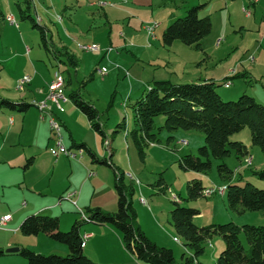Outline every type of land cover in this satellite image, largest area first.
<instances>
[{"label": "rangeland", "instance_id": "rangeland-1", "mask_svg": "<svg viewBox=\"0 0 264 264\" xmlns=\"http://www.w3.org/2000/svg\"><path fill=\"white\" fill-rule=\"evenodd\" d=\"M251 1L258 3L260 0ZM0 2L7 18L0 21V95L15 102L30 99V95L37 93V89L48 90L50 81L54 80L58 73L59 77L65 80V86L66 80L70 82L65 88L67 96L77 91L85 101L95 106L100 112V121L106 137L91 128L87 117L69 99L65 104L62 103L65 112L60 113L61 117L67 118V127H63L57 120L61 125L63 144L66 148H72L73 141L78 145L84 144L103 161L106 145L112 142L116 150L112 163L124 174L125 186L132 187L137 223L149 239L158 246L173 250L177 262L181 261L183 254L192 256L191 249L184 246L183 240L177 236L171 224V211L175 207L176 199L182 206L200 211L193 219L194 224L200 228L228 223L239 226H264L263 213L239 214L229 207L227 192L224 195L219 192L228 185L219 176L220 161L211 157L212 167L207 174L180 168L179 159L182 156L191 154L199 157V148L206 144L204 133L181 129L169 132L164 128L166 118L160 116L155 119L154 133L157 134V141L144 146V155L129 134L135 128L131 105L147 90L146 85L155 77L160 80L171 78L173 82L180 84H186L184 81L188 78L199 80L220 77L221 79L217 80H223L224 74H228L226 71H230L231 66L235 67L237 62L243 63L242 72L252 70L253 67L261 70V73L257 72V83L248 87L246 82H240L236 78L233 88L226 90L222 86L218 87L217 91L225 101H237L245 94V91L238 92L243 87V90H248L246 94L264 106V0L255 8L249 5L250 0H30V9L24 0ZM104 3L107 5L104 6ZM200 5V16L210 15L212 20V31L201 42V46L189 48L180 41L175 42L173 49L163 46L164 30L176 19L184 17L189 8ZM20 9L25 10V14L32 16L36 24L44 28L45 39L54 52L62 53L68 50L77 57L78 69H70L46 51L42 29L35 26L33 20L22 18L24 16ZM10 15L18 25L10 23ZM173 15L176 17L173 18ZM242 24L247 32H242L244 35L236 34L235 31H239ZM148 28L153 29L152 35L148 33ZM155 31L160 36L159 41ZM83 44L98 45L100 50H83ZM178 45L183 48H178ZM236 48L240 50L237 52ZM248 50L250 58L255 59L254 63L244 61L242 51ZM21 52L26 56L30 55L27 57L39 67L36 82L22 89L29 87L26 94L16 89L23 79L22 76L30 74L26 70L25 60L18 56L12 62L5 61L7 56ZM1 53L5 54L2 56ZM62 54L60 59H65ZM193 54L198 55L200 59L197 60ZM194 60L196 65L193 64ZM103 67L107 69L105 74L101 73ZM241 74L243 73L240 72ZM234 93L237 94L232 96ZM35 106L38 107V104ZM38 108L33 107L32 110L37 111L40 119L42 116L43 119L37 120L36 116L28 118L21 143L11 149L7 148L19 156L27 153L28 158L35 157L37 163L25 170L27 157L21 165L16 161L8 163L0 159V181H4V188H0V212L16 216L19 210L21 216H24L19 224L21 225L25 218L37 214L29 213L33 208L40 209L52 202L53 199L48 196L49 190L45 189L48 193L41 190L42 186L50 182L54 189L61 188L63 193L67 188L65 186L72 181L78 187L73 188L72 192H65L63 210L40 212L42 215L59 217L60 230L68 232L74 222L84 220L88 208L92 209L101 204L105 210H109L112 201L118 200L116 176L113 168L93 162L86 150L75 148L70 153L76 154L77 157L60 153L66 158V163L53 170L56 160L53 151L59 152L57 150L60 139L51 129L54 116L51 112L43 113ZM55 109L58 110L56 106ZM2 113L0 112V116ZM5 113L10 114L6 110ZM17 115L21 118L24 116ZM6 121L9 125L8 118ZM121 123L125 124V129H118L117 125ZM18 128L21 129V126L17 125V129L11 132V139H15L19 134ZM230 139L240 140L249 151L248 157L241 161L237 159L235 152L224 160L234 171L232 182L241 187L249 182L259 189H264V180L253 174L254 171L264 169V155L260 147L252 143L250 127L247 126ZM2 141L4 135L3 139L0 137V142ZM46 143L54 149L51 150L52 153L48 146H44ZM42 146L44 152L39 149ZM45 153L48 155L47 160L38 155ZM69 161L72 164H69ZM248 163L252 165L248 166ZM194 179L200 180L206 189H215L217 192L210 197L203 193L202 197L188 199L187 183ZM85 182H88L86 186ZM82 192L83 199L80 200ZM71 193H75L76 197L69 199ZM72 200H77V203ZM12 225L0 229V243L19 242L22 247L45 256L69 255L66 245L55 242L46 234L25 236L21 231L16 234L10 231ZM93 225L96 226L93 223L84 224L81 229L85 231ZM122 239L123 237L119 242L116 237L105 235L104 239L87 240L88 247L84 252L86 255L91 254L97 264H132L130 259L134 257L127 252ZM241 240L248 249L244 234L241 235ZM205 247L206 252L198 261L200 264H213L225 249V242L221 236H216L206 243ZM8 249L11 248L5 250Z\"/></svg>", "mask_w": 264, "mask_h": 264}, {"label": "trees", "instance_id": "trees-1", "mask_svg": "<svg viewBox=\"0 0 264 264\" xmlns=\"http://www.w3.org/2000/svg\"><path fill=\"white\" fill-rule=\"evenodd\" d=\"M31 8L30 0H24ZM202 6L192 7L186 11L184 17L176 19L164 31L162 43L165 47H171L176 41L189 47H200L201 42L212 31L210 15L200 16ZM24 19L35 22L25 10L20 9ZM5 19L1 9L0 21ZM40 26L36 24L35 26ZM44 48L52 53L57 60L69 68L76 69L79 65L77 57L66 50L54 52L49 47L44 28H42ZM61 54L65 61L61 60ZM57 55V56H56ZM59 67V65H57ZM69 85V81L67 82ZM218 85L213 80H203L195 83L180 84L170 80H153L151 85L131 106L134 112L135 128L129 132L134 143L144 155V146L154 144L157 141L155 119L164 116V128L169 132L177 130L199 131L205 134L206 144L199 148V157L188 154L179 159L180 168L184 171H194L207 174L212 167L211 157L220 161L218 173L222 180L226 181L227 200L229 207L239 214L245 212H261L264 214V189H259L247 183L241 187L234 184V171L224 162L235 152L239 161L248 157V148L241 141H232L234 134L242 132L247 126L251 129L252 143L260 147L264 155V106L248 94H243L237 101H225L218 93ZM74 105L87 117L91 128L105 136L104 127L100 121V112L91 103L85 101L81 94L73 91L69 95ZM27 102H15L0 95V112L16 111L25 113L31 107ZM118 129H125V124L117 125ZM162 129V128H160ZM173 138V137H170ZM85 149L93 159V162L113 168L118 192V209L116 212H105L99 207L88 208L87 220L76 221L68 232L60 230L59 217H51L42 214L28 216L20 225V231L25 236H39L46 234L55 242L66 245L69 248L67 257L57 255H41L20 247V252L28 264H97L90 259L82 247L83 237L81 228L84 224L113 225L122 234L125 249L136 258L137 261L146 264H200L198 259L206 252V243L214 237L221 236L225 242V249L221 252L217 262L213 264H264V226L243 225L234 223L213 224L206 227H197L194 217L200 211L182 206L174 201L175 207L171 211V224L176 234L183 240L184 246L192 251V256L183 254L181 261L177 262L171 249L158 246L153 242L137 223V212L133 207V190L124 184V174L115 168L111 159L100 161L86 145L79 149ZM29 164V160L26 166ZM248 166L251 164L248 163ZM253 174L264 180V169L254 171ZM130 190V192L128 191ZM188 199H197L203 196L206 188L200 180L194 179L187 183ZM244 234L248 249L241 240ZM11 255L0 251V256Z\"/></svg>", "mask_w": 264, "mask_h": 264}, {"label": "crops", "instance_id": "crops-1", "mask_svg": "<svg viewBox=\"0 0 264 264\" xmlns=\"http://www.w3.org/2000/svg\"><path fill=\"white\" fill-rule=\"evenodd\" d=\"M262 2H263V0H260L258 3H254V2H252L251 0H250V6H254V8L256 7V6H258V5H260V4H262ZM104 6H106L107 5V3H104L103 4ZM246 6V5H245ZM257 12V11H256ZM12 15H10V17H11ZM9 17V16H8ZM174 17H176V15H173V18ZM256 18V14H255V16H254V19ZM7 18H5V20H6ZM255 22H256V20H255ZM161 24V23H160ZM160 24H158V26H160ZM157 26V27H158ZM263 27V24H261V28ZM157 29V28H156ZM155 29V30H156ZM165 31V30H164ZM244 32H247V30H246V28H245V26L242 24V26H241V29H239V31H235V33L237 34V33H240V35H244L243 33ZM155 33H156V37H157V39H158V41H159V38H160V36L159 35H157V32L155 31ZM164 33V32H163ZM161 42V41H160ZM79 45H80V43H79ZM81 45H82V43H81ZM84 45V44H83ZM174 45H175V43L171 46V47H168L169 49H173L174 48ZM222 45V44H221ZM220 45V46H221ZM263 45H264V36H263V38H262V47H263ZM186 46V45H185ZM187 47H189V46H187ZM262 47H261V49H262ZM167 48V47H166ZM178 48H183V47H181V46H179L178 45ZM189 48H192V47H189ZM183 50H185V49H183ZM236 50H237V52L240 50L239 48H236ZM53 51V50H52ZM243 53H242V56L244 57V61H247V60H249L251 63H254V61H255V59H254V57H251L250 58V55L248 54V52H249V50L246 52V51H242ZM5 54V53H4ZM3 53H1V55L3 56L4 55ZM21 57V58H23L24 60H25V65H26V70H27V72L28 73H30V74H26V75H24V76H22V77H25V76H30L31 78H32V81H31V83H29L27 86H31V85H33L35 82H36V78H37V76H38V69H39V67L38 66H35L34 65V63H32L31 61H30V59L28 58L30 55H25V53L24 52H21V53H14V55L13 56H11V55H9V56H7L6 57V62L7 61H9V62H12L15 58H17V57ZM193 56H195L196 57V59L197 60H199L200 59V57L198 56V55H195V54H193ZM1 57V56H0ZM61 60H63V61H65V59H62L61 58ZM79 61V60H78ZM58 62H60L59 60H58ZM61 63V62H60ZM242 63V62H241ZM62 64H64V63H62ZM193 64H195L196 65V61L194 60V62H193ZM238 64H240V63H236V66L235 67H233V66H231L230 67V71H226V73H228L227 75L226 74H224L225 76H228V77H225V76H223V80H217V79H221L220 77H217V78H215V79H212V78H204V79H199V80H195L194 78H188V80L187 81H184V83H195V82H199V81H203V80H213L214 82H216L218 85H220L219 87H222L223 86V88H225L226 90L227 89H231V88H233L234 87V80L237 78V79H239V81L241 82V81H243V82H246L247 83V86L248 87H250V86H252L253 85V83H257V80H256V77H257V75L259 74V72L261 73V70L260 69H258L257 67H253L252 68V70H244V72H242L241 71V69H244V66L242 65V64H240V66H238ZM78 67H79V65H78ZM78 67L76 68V69H78ZM33 69H34V72H33ZM70 69H73V68H70ZM103 69H106L105 67H103ZM107 70V69H106ZM240 72L241 73H243V74H241L240 75ZM257 72H258V74H257ZM23 75V74H22ZM190 76V75H189ZM64 77V76H63ZM190 77H192V76H190ZM225 77V78H224ZM153 80H160V79H156V77L153 79ZM161 80H170V81H172L173 82V80H171V78H164V79H161ZM52 81L53 80H51L50 81V84L49 85H51V83H52ZM68 81L66 80V86H68V83H67ZM228 82H230V85L229 86H227L226 85V83H228ZM262 82H264V79L262 80ZM152 83V82H151ZM151 83H147L148 85H146V86H150L151 85ZM175 83H177V82H175ZM48 85V90L47 89H37L36 90V92L37 93H32L31 95H30V99H23V100H21L20 102H27V103H29L30 105H32L29 109H28V111H26L25 113H20V112H16V111H9L10 112V114L9 115H7L6 113H5V111H2L3 113H2V115L0 116V137H1V139H3V135H4V141H2V142H0L1 144H0V159L2 160V161H4V162H8V163H11L10 161H12V163H15V161H16V163H18V165H21L22 164V162L25 160V159H27L28 158V154L27 153H25V154H23L22 156H19V155H17V154H15V153H13V152H11V151H8L7 150V148H13V147H15L16 145H18V144H20L21 143V141H22V139H21V137H22V134H23V132H24V130H25V124H26V122H27V119L28 118H32V117H35L36 116V118H37V120H42L43 119V116L41 117L42 119H40V115L37 113V111L36 112H34L33 110H32V108L33 107H35V108H38L37 106H35L36 104H38V103H41V102H43V101H46L47 99H48V96H49V86ZM29 86V87H30ZM29 87L27 88H25L24 90H19V89H17L19 92H23V93H27V91H28V89H29ZM240 87H241V85H240ZM240 87H238V88H240ZM245 87V86H244ZM239 90V89H238ZM240 91H245V92H243V93H247V89L245 88L244 90H243V87H241L240 88V90L238 91V92H240ZM66 93V92H65ZM143 93H144V91L142 92V94H141V96L143 95ZM235 94H237V93H234V94H232V96L233 95H235ZM70 95V94H69ZM140 96V97H141ZM69 96H67V101L70 99V98H68ZM139 97V98H140ZM8 99V98H7ZM47 104L49 105V104H51L52 106H50L51 107V110H50V112H51V115H53L54 116V118H52V119H54V120H58L60 123H61V125L63 126V127H67L66 125H68V121L66 120L67 118H63V116L61 117V115H60V113H64V112H61V111H58V110H56L55 109V105L54 104H52L51 103V101H49V100H47ZM65 104V103H64ZM63 107V106H62ZM57 108V107H56ZM39 109V108H38ZM64 109V108H63ZM40 110V109H39ZM57 111L56 113L54 112V111ZM6 111H8V110H6ZM71 112H72V110H71ZM12 113V114H11ZM17 114H23L24 116L21 118V117H19ZM9 119V121H10V124L8 125V121H6V119ZM68 122V123H67ZM90 124V123H89ZM17 125H20L21 126V129H19L18 128V131H19V134L18 135H16L15 136V139H11L12 137H11V132L15 129H17ZM9 131H10V133H9ZM62 131V130H61ZM47 135H48V131H47ZM46 135V136H47ZM73 136L71 135V138H72ZM47 139V138H46ZM63 141H64V138H63V136H62V145L66 148V146L63 144ZM240 141V140H239ZM189 144V143H188ZM43 145V144H42ZM80 145H82V144H80ZM80 145H78L77 143H76V141H73V143H72V148H66L67 150H69V151H71V150H73V148H75V149H79V146ZM44 146H48V149H49V151L51 152V150L53 149L52 147H50V145H48V143H46ZM107 147H106V149H105V153H104V156H105V158L104 159H109L111 156H112V159H113V157L115 156V152H116V150L114 149V147H113V144H112V142H109V143H107V145H106ZM43 146H42V148H39L41 151H43ZM39 149H38V151H39ZM79 150H85L84 148L83 149H79ZM44 152V151H43ZM52 153V152H51ZM108 153H109V156L107 157V155H108ZM40 157H42L44 160H47L48 159V155L45 153V154H38ZM37 155V156H38ZM90 155V154H89ZM95 155H97V154H95ZM27 157V158H26ZM97 157V156H96ZM56 158V160H55V163L53 164V167H52V169L54 170V168L56 169V167L57 166H59L60 164H62V163H66V158L63 156V154H59L58 156H56L55 157ZM112 159H111V161H112ZM29 160V164L27 165V166H24V168H25V170L26 169H28V167H30L31 165H34V163L36 164L37 163V159H35V157H32V158H28L27 159V161ZM69 164H72L71 163V161H69ZM252 165V164H251ZM130 167H132V162H130ZM51 169V170H52ZM3 180L2 181H0V188H4V184H3ZM87 183L88 182H85L84 184H85V186L87 185ZM83 185V184H82ZM84 186V187H85ZM65 187H67L66 188V191L67 192H72L71 190L73 189V188H77L78 187V185L77 184H73L72 183V181L71 182H69V184H67V186H65ZM45 189H48L49 190V194H48V196L49 197H51L53 200H52V202L48 205V206H44V207H41L40 209H38V208H33V210H31L29 213H37V214H40V212H42V211H44V210H47V211H53V210H63L64 209V207H65V201H63V197L66 195V193L65 192H61V188L59 189V188H57V189H54L53 187H52V185H50V182H48L47 183V185L46 186H42L41 187V190H43V191H45ZM52 189H54V190H52ZM45 192H47V191H45ZM225 192H226V187H225ZM225 192H224V194H225ZM48 193V192H47ZM61 194H63V195H61ZM71 194H73V193H71ZM224 194H221V195H224ZM37 196V195H36ZM76 197V194H75V196H74V198ZM83 199V192L81 193V199L80 200H82ZM1 200V199H0ZM67 201H69L70 202V200L68 199ZM72 201H74L75 203H77V200H72ZM175 201H178V199H176ZM98 207L99 208H101L103 211H105V212H108V213H110V212H116L117 211V209L118 208H116V207H118V200L116 201V199H114L113 201H112V204L110 205V208H109V210H105V208H104V206H102L101 204H98ZM7 215H11V217H12V219H11V222H10V224H8L7 223V227H8V225H11V224H13L12 225V227L10 228L11 230V232H16V234H18L19 232H20V222H21V220L23 219L22 217H24L23 215L21 216V214H20V211L18 210V213L16 214V216H17V218H16V216H13L12 214H10V213H8V212H0V220L3 218V217H5V216H7ZM19 220V221H18ZM96 226H99V227H101L102 229H100V228H98V227H96V226H92V227H88V230H85L84 231V229H81V235H82V237H84V235H86V234H92L93 235V237H91L90 239H89V241L90 240H92L93 239V241L94 240H99V239H104V236L105 235H112V236H114V237H116L118 240H119V242L121 241V238H122V236L120 235L121 233L118 231V229L115 227V226H113V225H103V226H101V225H97V224H95ZM93 231V232H92ZM93 241H92V243H93ZM122 242H123V239H122ZM91 244V243H90ZM13 247H22L21 245H20V243L19 242H12V241H10V242H6V243H0V251H6L5 249H7V248H13ZM88 247V244L86 243V247H84V249L85 248H87ZM128 252V251H127ZM129 253V252H128ZM130 254V253H129ZM90 259H92L93 261H95V262H97L96 260H95V258H93V256H91V254H88L87 255ZM134 257V256H133ZM131 260V263L132 264H138V262L139 263H143V262H140V261H137L136 260V258L134 257V258H132V259H130ZM99 263V262H98ZM120 264H127L126 262H119ZM0 264H28V262L22 257V256H20L19 254H11V255H4V256H0ZM100 264V263H99ZM143 264H146V263H143Z\"/></svg>", "mask_w": 264, "mask_h": 264}, {"label": "built area", "instance_id": "built-area-1", "mask_svg": "<svg viewBox=\"0 0 264 264\" xmlns=\"http://www.w3.org/2000/svg\"><path fill=\"white\" fill-rule=\"evenodd\" d=\"M10 23L18 25L12 16L10 17ZM148 33L150 35H152L153 29L148 28ZM81 48L83 50H86V51H99L100 50V46L95 45V44L94 45H87V46L83 45ZM106 72H107L106 69H102V71H101L102 74H105ZM31 81H32V78L30 76L23 77V79L17 85V89L22 90L26 85L31 83ZM226 85L229 86L230 82L226 83ZM65 88H66V86L61 85L59 75H58V73H56L55 78L49 87L50 93H49L47 100L51 101V103L54 104L58 108V110L61 112H64V109L62 107V103L67 102V95L65 93ZM47 100L43 101L41 103H38V107L40 108V111H42L43 113H48L51 110V107L47 104ZM51 129L60 139V141L58 142L59 150H57L59 152L53 151L54 154L56 156H58L60 153H66V154L69 153L71 156L77 157L76 154L70 153V151H68L64 146H62L61 125L57 121H55L54 119H52V121H51ZM52 150H54V149H52ZM216 192L217 191L215 189H206L203 193H204V195H206V197H210L213 194H215ZM219 192L221 194H224L225 187L223 189L219 190ZM74 196H75V193L71 194L69 196V199H73ZM11 219H12V217L10 215L3 217L0 220V229L5 227L7 225V223L9 221H11ZM84 220H87V217L85 215H84ZM91 237H92L91 234L84 235L83 242H82L83 248L86 247L87 240H89Z\"/></svg>", "mask_w": 264, "mask_h": 264}, {"label": "water", "instance_id": "water-1", "mask_svg": "<svg viewBox=\"0 0 264 264\" xmlns=\"http://www.w3.org/2000/svg\"><path fill=\"white\" fill-rule=\"evenodd\" d=\"M20 252V248L16 247V248H11L5 251V253L7 254H17Z\"/></svg>", "mask_w": 264, "mask_h": 264}, {"label": "bare ground", "instance_id": "bare-ground-1", "mask_svg": "<svg viewBox=\"0 0 264 264\" xmlns=\"http://www.w3.org/2000/svg\"><path fill=\"white\" fill-rule=\"evenodd\" d=\"M59 78H60V81H61V85L65 86V80L62 77H59Z\"/></svg>", "mask_w": 264, "mask_h": 264}]
</instances>
